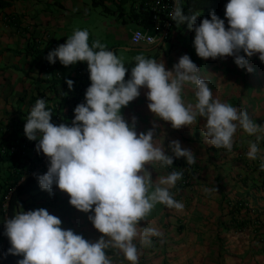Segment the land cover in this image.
Here are the masks:
<instances>
[{
  "label": "clouds",
  "instance_id": "obj_1",
  "mask_svg": "<svg viewBox=\"0 0 264 264\" xmlns=\"http://www.w3.org/2000/svg\"><path fill=\"white\" fill-rule=\"evenodd\" d=\"M199 15L185 14L181 0H175L169 13L178 28L186 23L194 31L198 57L231 56L247 72L254 70L251 57L258 55L264 62V0H228L224 12L227 27L214 10L210 18L197 23ZM89 35L86 28H74L66 42L46 56L49 63L59 59L65 67L87 64L91 83L84 102L75 106L71 123H54L52 108L44 98H38L28 113L24 134L37 141V153L42 152L48 160L44 174L34 173L40 188L51 195L55 185L67 193L70 205L89 213V221L102 235L89 241L72 229L62 228V220L43 207L16 212L4 221L3 234L10 247L3 255L22 257L17 264H116L110 251L122 254L120 264L124 260L139 264L143 248L154 246L153 237L163 242L162 231L141 226V222L148 223L157 204L183 211L185 205L174 198L171 189L183 178L184 169L154 180L146 165L167 168L174 159L183 157L191 166L197 157L192 150L182 148L178 139L169 141L172 154H167L163 140H155L157 124L138 133L137 117L133 116L131 123L124 118L122 108L138 98L142 88L147 89L148 109L174 129L191 127L198 117L203 118L202 135L217 149L231 153L240 129L256 136L248 142L246 156L259 158L264 171L258 143L264 139L258 135L264 126L245 110L214 97L209 82L199 76V67L188 54L181 55L171 70L163 62L138 54L126 79L129 68L123 59L99 40L90 45ZM66 83L71 90L74 81L66 79ZM186 84L194 86L195 103L182 96Z\"/></svg>",
  "mask_w": 264,
  "mask_h": 264
},
{
  "label": "crops",
  "instance_id": "obj_2",
  "mask_svg": "<svg viewBox=\"0 0 264 264\" xmlns=\"http://www.w3.org/2000/svg\"><path fill=\"white\" fill-rule=\"evenodd\" d=\"M95 1L99 3L100 12L114 14L119 27L128 22L132 24L128 35H120L118 44L114 45L124 51L121 54L124 62L135 63V56L143 54L163 62L166 69L171 70L181 55L188 54L198 65L199 76L209 82L214 97L245 110L254 122L264 126V62L257 59L260 68L251 77L234 63L231 56L202 59L193 46L195 33L187 28L186 23L179 28L174 23L158 44L132 42L129 30L136 24L128 1L119 3L124 19L121 14L117 15L118 7L110 0ZM94 5L92 0H0V136L5 134L7 127H12L15 135L20 133L29 113L30 98L37 88L45 86L37 70L39 56H35L32 49L39 43L42 52L53 50L66 42L74 28L83 29L85 21L88 30L89 17L95 15L91 11L102 18ZM224 12L220 18L225 20L227 27ZM201 18L202 15L197 16V19ZM89 34L90 45L99 40L114 52L112 43L115 38ZM70 67L73 65L62 67L60 71L65 74ZM140 91L138 98L122 108L124 118L131 123V118L137 117L138 133L152 128L153 123L157 124L155 140H163L167 154H172L169 141L178 139L182 148L194 152L197 161L192 165L190 182L171 189L174 198L185 205L183 211L157 204L148 223L141 222V226L158 228L164 237L162 243L153 237L154 246L143 248L139 264H264V171L260 170L259 158L250 160L246 156L248 142L255 141L256 136H249L240 129L231 153L217 149L202 135L203 118L198 117L191 127L174 129L170 122L159 119L148 109L147 89ZM182 96L195 103L194 86L186 84ZM258 135L264 137V132ZM258 143L260 155L264 156V139ZM174 160L186 161L183 157ZM18 163L1 162L0 175L3 176L6 169L17 168ZM146 167L154 180L170 173L159 164L154 168L151 165ZM215 188L217 191H205ZM240 202L242 206L238 204ZM40 207L59 217L62 228L72 229L89 241L94 242L102 235L89 221V213L70 205L69 195L55 185L51 195L48 191L21 195L14 214ZM3 217L0 212V233ZM109 255L116 264L124 259L122 254L116 255L114 251ZM124 264L129 262L124 260Z\"/></svg>",
  "mask_w": 264,
  "mask_h": 264
},
{
  "label": "built area",
  "instance_id": "obj_3",
  "mask_svg": "<svg viewBox=\"0 0 264 264\" xmlns=\"http://www.w3.org/2000/svg\"><path fill=\"white\" fill-rule=\"evenodd\" d=\"M114 3H121L123 0H110ZM132 11L139 12L141 9L149 14L150 22L145 24L143 20L137 18L133 19L136 26L131 32V41L138 43L142 42L146 45L159 43L168 35L169 29L175 22L171 20L169 13L173 11L175 0H127ZM184 0H181L183 5ZM121 17L124 19L123 15ZM8 20V18H6ZM39 44V43H38ZM35 48H40L39 45ZM50 51V50H49ZM49 51L40 52L36 56L37 70L41 74V81L45 86L37 88L30 102H28L30 109L38 98H44L47 101V106L52 108V120L54 123L61 122L71 123L74 118V108L78 103L84 102L85 92L91 81L89 79V72H87V64L82 65L83 62H77L73 67L69 68L68 72L63 74L60 69L63 66L59 59L54 64L46 60ZM49 74V75H48ZM66 79L74 81L73 88L70 90L66 83ZM29 109V112H30ZM5 134L0 136V155H14L19 158L18 167L16 170L23 176H34L47 163V157L41 152L37 153L35 145L37 141H30L24 134V124L21 127L18 135L13 134L12 127H7ZM184 169V175L177 185H187L192 176V165L188 166L184 160H174L171 167L167 169L171 172L173 170ZM190 169V170H189ZM9 191L6 192L0 202V212L5 219V209L7 204ZM242 206V203H238ZM4 223V222H3ZM3 230V224H2ZM1 230V231H2ZM3 233V232H2ZM0 262L1 251L3 249V236L0 235Z\"/></svg>",
  "mask_w": 264,
  "mask_h": 264
},
{
  "label": "trees",
  "instance_id": "obj_4",
  "mask_svg": "<svg viewBox=\"0 0 264 264\" xmlns=\"http://www.w3.org/2000/svg\"><path fill=\"white\" fill-rule=\"evenodd\" d=\"M102 0H98L100 2ZM113 4L117 5V15L121 14V7L119 3H114L113 1H110ZM228 2V0H184L182 8L185 14H192V13H200V15L204 17H209V13L214 10L216 14L221 17L223 11L225 10V5ZM93 4H97V1L92 0ZM131 10L132 19H141L145 24L150 22L149 14L144 11L140 10L139 12H133V9ZM203 18L197 19V23H199ZM210 18V17H209ZM38 51L42 52L41 49H32V53L35 54V56L38 54ZM86 62H83L82 65H84ZM125 66L129 68V72L126 73V79L130 77V70L131 67L134 66L133 61H127L124 62ZM88 72V69H87ZM11 161V162H18L19 158L14 155H0V163L3 161ZM47 165L48 163L37 173L44 174L47 171ZM18 167L17 165H15ZM1 170V168H0ZM9 191L8 198H7V204L5 209V219L3 222L12 217L14 215V211L16 209L17 200L19 197L23 194H30V193H43L46 190H42L39 186L38 180L34 176H23L20 178L19 172L14 167L13 169H6L5 174L2 176L0 175V202L6 192ZM241 203V202H240ZM237 205V203L235 204ZM234 207V206H232ZM4 233V223H3V230L1 231L0 235L3 236V249L1 251V262L0 264H17V260L19 259L18 256H14L11 254H8L5 258L3 255L7 252V249L10 247V243L8 238L3 234Z\"/></svg>",
  "mask_w": 264,
  "mask_h": 264
},
{
  "label": "rangeland",
  "instance_id": "obj_5",
  "mask_svg": "<svg viewBox=\"0 0 264 264\" xmlns=\"http://www.w3.org/2000/svg\"><path fill=\"white\" fill-rule=\"evenodd\" d=\"M93 8H95L96 10H98L99 13H101L102 18L99 19L100 16H98L95 12L91 11V14H95V15H92L91 18L89 17L90 24L89 26H87L89 28L88 31L92 33H96V35H107L109 37L115 38V43H112L114 47V45L118 44L120 35H123V36L128 35V29L132 26V24L128 22L123 25L124 27H119L120 25L117 22L118 20L114 18L113 13L108 14V13H105V11H103L104 13L100 12L99 3L94 5ZM86 24L87 22L85 21V24L82 27L83 29L86 28ZM133 29L134 27L129 30V33H130L129 38L131 37V32ZM114 48H115L114 53L118 57L122 58L123 56L121 54L124 53V51L116 47ZM256 56L257 55L251 57L249 60L251 67L254 69L252 72H248L249 76L251 77H254V75L257 73V70L260 68L257 64V59L259 58Z\"/></svg>",
  "mask_w": 264,
  "mask_h": 264
}]
</instances>
